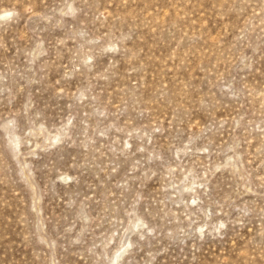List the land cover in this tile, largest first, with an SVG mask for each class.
<instances>
[{"label": "rangeland", "instance_id": "rangeland-1", "mask_svg": "<svg viewBox=\"0 0 264 264\" xmlns=\"http://www.w3.org/2000/svg\"><path fill=\"white\" fill-rule=\"evenodd\" d=\"M0 264H264V0H0Z\"/></svg>", "mask_w": 264, "mask_h": 264}]
</instances>
